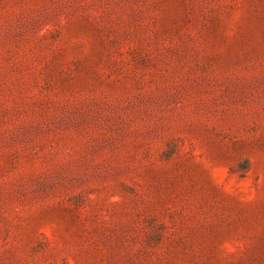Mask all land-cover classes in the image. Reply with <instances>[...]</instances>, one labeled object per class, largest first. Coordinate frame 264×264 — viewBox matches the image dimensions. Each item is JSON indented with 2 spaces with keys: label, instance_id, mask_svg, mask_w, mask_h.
<instances>
[{
  "label": "rangeland",
  "instance_id": "374dc122",
  "mask_svg": "<svg viewBox=\"0 0 264 264\" xmlns=\"http://www.w3.org/2000/svg\"><path fill=\"white\" fill-rule=\"evenodd\" d=\"M0 264H264V0H0Z\"/></svg>",
  "mask_w": 264,
  "mask_h": 264
}]
</instances>
